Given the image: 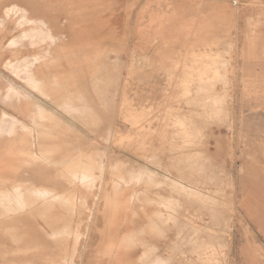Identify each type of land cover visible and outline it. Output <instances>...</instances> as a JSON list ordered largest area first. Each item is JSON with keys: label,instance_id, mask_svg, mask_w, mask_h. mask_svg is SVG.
<instances>
[{"label": "rangeland", "instance_id": "374dc122", "mask_svg": "<svg viewBox=\"0 0 264 264\" xmlns=\"http://www.w3.org/2000/svg\"><path fill=\"white\" fill-rule=\"evenodd\" d=\"M214 1L169 0L161 10L155 0L139 16L136 47L83 56L47 30L57 7L29 17L0 2V71L57 111L54 120L0 76V108L20 119L0 121V189L44 174L60 194L70 190L62 210L0 204V264H264V0H218L216 10ZM57 19L64 29V14ZM104 59L125 65L117 86L97 68ZM40 133L70 134L43 148L71 150L78 170L50 164ZM80 170L92 179L74 180ZM52 220V231L71 232L60 244L46 233L45 247L36 231Z\"/></svg>", "mask_w": 264, "mask_h": 264}, {"label": "bare ground", "instance_id": "6f19581e", "mask_svg": "<svg viewBox=\"0 0 264 264\" xmlns=\"http://www.w3.org/2000/svg\"><path fill=\"white\" fill-rule=\"evenodd\" d=\"M9 0H0V2H5L6 4L9 5V11H8V15H12L13 13L16 14L17 11L19 10H24V11H27L28 14H31L29 15V17L33 16V15H46L48 13V9L49 8H61L63 7L64 5V1L65 0H34L32 2V0H19L20 2H17V1H14V2H10L8 3ZM96 3V2H95ZM114 3V2H113ZM42 7V8H41ZM67 7V6H66ZM68 10V9H67ZM88 11V10H87ZM98 11V10H97ZM77 16V15H76ZM58 21V19L56 20ZM55 22V21H54ZM67 24V23H66ZM59 27V26H58ZM65 27V26H64ZM6 28V27H5ZM5 28H2L0 29V38L2 37V35H5L8 30H5ZM4 30V31H3ZM49 30V32H52V30L49 28L47 29ZM3 31V32H1ZM59 34V33H57ZM117 34V33H116ZM66 37V36H65ZM3 38V37H2ZM7 38V37H6ZM60 38H62V36H56L55 38H52L51 40L52 41H55V43L57 41L60 40ZM66 39V38H65ZM55 43H53L54 45L51 46V49L53 46H55ZM15 43H11V44H8V45H14ZM3 44L1 45V40H0V48H4L5 47V44H4V47H2ZM58 47V46H57ZM66 47V46H65ZM70 47V46H69ZM76 47H79V46H76ZM50 47L48 46L46 49L48 50ZM63 48V47H62ZM64 49V48H63ZM22 60V59H21ZM24 61V62H23ZM23 62V71L26 72V74L30 75L31 74V62H27L25 60H22ZM24 66H27V67H30L29 70H26L24 68ZM0 76L2 78V83H5V84H13L15 85L22 93H24L25 95L27 96H30L32 99L36 100L38 102V105H39V108L41 109V111L44 113V114H49L50 116L49 117H52L53 118V115L54 113H57V111L55 109H52L50 108L49 106H47V101L43 100V98L37 96L36 94L33 93V89H32V85L31 83H29L28 85L29 86H23L22 84H20L19 82H16L13 78L7 76L4 72L0 71ZM25 81L26 82H32V78H25ZM34 84L36 83V81L33 82ZM32 86V87H31ZM38 86V85H37ZM36 86V87H37ZM37 88L41 89V88H44L42 87L41 85H39ZM45 92V91H43ZM72 92V90H71ZM43 96H46V95H43ZM85 103V102H84ZM37 105V106H38ZM41 106V107H40ZM44 119V117H42ZM46 118V117H45ZM55 118V116H54ZM53 118V119H54ZM16 120L20 121V119L18 118H15L14 116L11 117L10 115H8L7 113H5V111L3 109L0 108V121H7V122H10V123H14V122H17ZM30 120L32 121H35L33 118H30ZM55 120V119H54ZM60 120V119H59ZM1 123V122H0ZM2 126H5L4 124L1 123ZM24 127L30 129L31 127H29L27 124L24 125ZM45 129V128H44ZM4 135V132H0V139L2 138V136ZM70 135V134H69ZM69 135H63V134H56V133H50V134H43V133H40L39 134V146H40V149H41V152L43 154V156L46 157V160L50 163V164H53L54 166H61V168L63 169H71L73 171L75 170H78L77 168H74L73 169V163L77 160V156L73 155L67 148H62L59 152L57 150L53 151V152H50L49 149H44L43 147H49L50 145L51 146H57V143H59L57 141V143H54L50 138L51 137H69ZM81 138V137H80ZM56 141V140H55ZM61 142V141H60ZM65 144V142H64ZM26 148H28L30 146V144H27L25 145ZM74 150V149H73ZM72 150V151H73ZM78 152V151H77ZM92 154V153H91ZM87 155V154H86ZM29 156L30 157H35L36 154H35V151L31 150L29 151ZM84 156V155H83ZM89 155H87L88 157ZM97 156V155H96ZM30 157L28 158V163L30 162ZM86 157V156H85ZM84 158V157H83ZM97 158V157H95ZM38 159L40 160L41 157L39 156ZM88 159V158H87ZM86 160V159H84ZM84 160L82 162H84ZM89 160H92V159H89ZM88 160V161H89ZM87 161V160H86ZM91 162V161H90ZM76 163V162H75ZM86 163V162H85ZM89 163V162H87ZM95 163V162H94ZM93 163V165H94ZM77 164V163H76ZM81 165V164H79ZM84 165V163H83ZM91 165V163H90ZM97 165V164H96ZM72 166V167H71ZM99 166V165H98ZM81 167V166H80ZM85 167H89V165L87 164ZM96 167V166H95ZM91 168V166H90ZM144 168L143 170L145 172H151V170H149L148 168L146 167H142ZM86 169V168H85ZM94 169V167L92 168ZM92 169L90 170L92 172ZM84 170V169H83ZM85 171V170H84ZM95 171V170H94ZM81 172V173H80ZM79 173H76L72 176V178L74 180H88L89 177L92 175V173H90V176L88 175L89 173L87 171L88 174H85L82 170H80ZM152 173V172H151ZM102 174V172H101ZM143 174V171L142 172H139V171H136V175L138 176H141ZM31 173H29V177H30ZM94 175V174H93ZM92 175V176H93ZM155 175V174H154ZM104 176V175H103ZM163 176V175H162ZM38 179H39V182L41 184H33V183H30V185H27V186H22V185H17L15 182L9 187V188H6L5 186L2 187L0 189V204H3L2 202H10L12 200L16 201V204L18 205V208L20 209H17L15 211H27V210H33L35 211V209H44V211H53L55 208H58L60 206V209L58 208V210H62L61 208V203L62 201H67L70 199V196L68 195L70 193V190L68 189H64L63 191V195L60 194L59 191H57V186H62L60 185V183H56L55 185H51L50 182L48 180H44V174H40V175H37L36 176ZM97 177V176H95ZM95 177H93V179H95ZM99 177V175H98ZM97 177V178H98ZM101 177V175H100ZM90 179H92L90 177ZM21 180H25V182L27 180H30L29 178H23ZM31 180H36L38 181L36 178L35 179H31ZM98 180V179H97ZM103 180V179H102ZM173 180V179H171ZM42 183H46V186H42ZM90 183V182H89ZM37 185H41L40 187H38ZM55 186V187H54ZM102 186V184H101ZM180 187H182V185H180ZM11 188V191L9 190ZM186 189L190 190V192L194 190H192L191 188H188V187H185ZM193 188V187H192ZM196 192V191H195ZM66 193V194H65ZM10 195H12V197L10 198ZM162 199V198H161ZM166 201V200H165ZM58 203L59 206H57L55 203ZM162 202V201H161ZM37 203V204H35ZM68 203V202H67ZM173 204V203H172ZM72 206V205H71ZM72 209H73V206H72ZM98 209V208H97ZM155 213V212H154ZM4 213H0V216H2ZM152 214V213H151ZM149 214L150 217H152V215ZM157 214V213H156ZM72 217V216H71ZM98 219V216L95 215L94 216V219L92 218V225L95 226V222L96 220ZM155 219V217L151 220L153 221ZM157 219H159L157 217ZM98 221V220H97ZM17 222V221H16ZM52 223H48V226L50 227L49 230L47 231H44L43 229H40L39 232L36 231L37 233V236L39 238L40 241L43 242V245L45 247H50L52 245V242L49 241V239L45 236L46 233H51L52 235L58 237L56 239V244H60V240H67V238L65 237V235L61 236L62 234H70L71 232V226L68 225V224H65L63 225L62 227V230L58 231V232H54L52 231L51 229L55 227V224H54V220L51 221ZM54 225V226H53ZM81 232V231H80ZM88 232V231H87ZM68 233V234H67ZM190 234V233H189ZM83 235V234H82ZM61 236V237H60ZM88 236V235H87ZM87 240V239H86ZM180 242V241H179ZM57 246V245H55ZM84 247H85V244H84ZM79 249V248H78ZM84 249V248H83ZM82 249V250H83ZM79 251V250H78ZM86 251V250H85ZM84 251V252H85ZM83 252V251H82ZM119 252V251H118ZM153 252V251H152ZM78 254V253H77ZM84 254V253H82ZM46 255H49V253ZM148 255V254H147ZM84 256V255H83ZM147 257V256H146ZM77 258H79L77 256ZM82 258V257H81ZM76 259V258H75Z\"/></svg>", "mask_w": 264, "mask_h": 264}, {"label": "crops", "instance_id": "0c3cea01", "mask_svg": "<svg viewBox=\"0 0 264 264\" xmlns=\"http://www.w3.org/2000/svg\"><path fill=\"white\" fill-rule=\"evenodd\" d=\"M162 1L163 4L159 8L161 10L168 9L167 3L169 0L167 2ZM215 1L213 2V9L216 10L218 4ZM154 2L155 0H66L64 7L57 8V12L49 13L47 18L52 29L55 30H52L53 33L64 32L63 34L66 36L65 45L68 50L75 51L74 54L78 51H85L81 52L83 56V53L100 51L105 45L116 47H132L135 45L136 47L135 43L139 39L137 40L138 35L135 33L139 27L141 12L145 7L151 10L155 9ZM228 10L227 7L226 17L229 15ZM59 13L64 14L67 19L64 29L56 27L57 25L54 22L59 17ZM122 18H124L123 23H120L119 21ZM142 36L147 39L151 37L148 33ZM79 59V62L84 61L81 58ZM75 60L78 61L76 56ZM101 62L102 65L97 67L100 74L113 75L111 78L114 80V86H117L116 77L122 72L125 65L108 66L105 59ZM123 64H125V61H123Z\"/></svg>", "mask_w": 264, "mask_h": 264}]
</instances>
